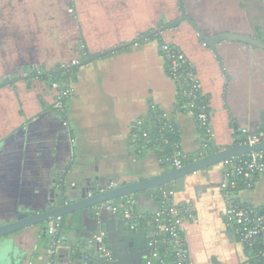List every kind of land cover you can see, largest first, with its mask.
Wrapping results in <instances>:
<instances>
[{"label": "crops", "instance_id": "obj_1", "mask_svg": "<svg viewBox=\"0 0 264 264\" xmlns=\"http://www.w3.org/2000/svg\"><path fill=\"white\" fill-rule=\"evenodd\" d=\"M184 4L206 37L229 31L264 42V0ZM180 14L178 0H0V81L12 80L0 88L1 220L13 218L18 209L35 213L46 208L63 190V177L75 194L89 178L116 184L168 171L156 148L139 150L131 138L132 122L147 117L152 105L174 121L183 152L197 154L192 161L204 154L203 133L182 107L159 49L161 40L181 48L196 72L209 102L212 151L242 144L244 128L254 133L264 127V48L222 40L216 43V54L187 21L77 66L67 85L73 91L68 119L53 108L56 90L50 82L30 76L69 66L82 50L91 55L135 41ZM222 174L220 163L172 183V202L194 211L195 218L184 221L191 264H251L225 224ZM137 196L140 213L152 216L158 211L152 191ZM236 197L264 204V176ZM91 217L88 225L107 233L116 255L113 264H144L149 252L145 228L134 229L121 215L106 211L99 217L92 212ZM43 227L37 224L1 237L11 239L15 249L6 258L0 256V264H26L34 247L43 250ZM68 237L78 239L73 232Z\"/></svg>", "mask_w": 264, "mask_h": 264}, {"label": "built area", "instance_id": "obj_2", "mask_svg": "<svg viewBox=\"0 0 264 264\" xmlns=\"http://www.w3.org/2000/svg\"><path fill=\"white\" fill-rule=\"evenodd\" d=\"M159 49L166 71L181 93L182 107L194 116L203 133L204 146L207 147L212 143L214 129L209 102L202 93L196 72L187 54L174 43L161 40ZM79 61L80 59H73L71 64H77ZM61 66L66 68L68 65L62 64ZM52 86L56 90L53 108L63 114L67 109V101L73 94L72 88L70 86L61 87L59 82L53 83ZM150 109L149 120L152 119V128L155 127L154 129L158 130L161 141L172 147L167 161L174 168L187 164L188 155L181 148L179 129L174 121L158 106L152 105ZM145 118L144 116L135 119L132 127L142 130L146 123ZM64 123L68 124L66 120ZM242 133L245 136L242 144L253 146L264 141V127L254 133L244 128ZM142 135L150 142V132L145 130ZM151 147L143 145L139 147V150ZM221 164L223 167L221 189L227 201L224 211L226 227L231 235L243 245L251 264H264V204L253 205L236 197L240 190L254 188L258 179L264 176V149L227 158ZM59 185L66 186V178L63 177ZM155 189L157 192L152 193L159 200V209L152 216H145L138 211L137 194L99 203L92 208V211L96 217L104 211L121 215L132 228L138 230L145 228L148 231L149 252L144 264H191L184 221L195 218L193 208L190 205L179 206L170 202L175 195L174 185ZM62 220L63 217L60 216L47 222V246L41 251H38V247H34V252L30 254L26 264H38L39 262L59 264L58 255L62 251L71 249V254L76 253L71 244L64 240L61 230ZM80 251L81 257L77 260V264H98V261L113 264L116 260L107 233L101 228L89 235Z\"/></svg>", "mask_w": 264, "mask_h": 264}, {"label": "water", "instance_id": "obj_3", "mask_svg": "<svg viewBox=\"0 0 264 264\" xmlns=\"http://www.w3.org/2000/svg\"><path fill=\"white\" fill-rule=\"evenodd\" d=\"M178 1L181 14L176 19L165 23L161 27L154 29L153 31L143 35L135 41L126 44L116 45L104 51L91 54L84 60H80L77 64H71L66 68H73L75 66H83L89 64L91 62H94L95 60L100 59L103 56L114 53L115 51L123 48L126 45L137 44L141 40L149 39L152 36L160 35L161 33L169 29L177 27L185 21L189 22L200 33L204 41L212 47L216 54V43L222 40L243 41L264 48V42L257 38L229 31L219 33L213 37H206L205 34L199 28V26L196 24V22L188 15L184 0ZM63 70H65V68ZM30 76L32 77L36 75ZM11 82L12 80L0 81V88L8 85ZM219 148H222V146H219ZM262 149H264V141L257 143L253 146L248 144L230 145L229 147H226L224 149L204 152L201 157L183 165L180 168L170 167L168 171L138 181H122L121 183L115 184L113 179H110L107 183H103L99 177L89 178L87 179V183L85 185L81 186L80 188L77 187V193L71 194L68 189H65L62 192V197H60V194L57 193L55 197L50 199L46 208L40 211L30 213V211L18 209L17 213L13 218H6L4 220L0 219V238L8 236L12 233H16L24 228L33 225H44L45 223L56 217L62 216L68 217V219H70L71 216L77 211H82L85 216L89 217L90 213L92 212V208L99 203L117 200L121 197L130 194H139L144 191L166 186L168 184L176 182L177 180L189 174H192L209 166L220 164L227 158L247 154L252 151H258ZM61 198L62 202L59 203Z\"/></svg>", "mask_w": 264, "mask_h": 264}, {"label": "trees", "instance_id": "obj_4", "mask_svg": "<svg viewBox=\"0 0 264 264\" xmlns=\"http://www.w3.org/2000/svg\"><path fill=\"white\" fill-rule=\"evenodd\" d=\"M156 36H159V35H156ZM152 37H154V36H152ZM89 55H90V53H88L87 50H85V51L82 50V54H80V56H79L80 58H77V59L82 60L85 57H88ZM76 68H77V66H75L73 68H65V70H63L64 68H62L61 65H58L55 67L54 71L50 72V74H40L38 76L44 78L45 80H48L50 82L51 86L53 83H56V82H59L61 87L67 86L70 79L72 78L74 72H76ZM178 97L180 99H182L180 92H178ZM68 101H69V99H68ZM67 106H68V104H67ZM67 112H68V109H66L63 112V116L66 117V119H68V113ZM149 118H150V114L145 118L146 123L143 125L142 130H138L135 127H132V132H131L132 142L135 145V147L138 149L140 146L143 147V145H147V147L152 146L151 148H156L155 150L157 152V157L159 158L160 162L165 167H172L171 163L169 161H167V158L171 155L172 147H170L169 144H165L163 141H161V139H159L160 133L158 132L157 129H154L155 128L154 126H153L154 128H152V119L149 120ZM145 130L151 133L150 142L147 141L146 139H144V137L142 135V132ZM151 142H153L155 144H153ZM204 151L205 152L211 151V144L207 145V147L205 146ZM194 156H197V154ZM194 156L189 157V155H188V159L186 161L187 162L192 161ZM172 185L173 184H168L169 187H171ZM64 187H62L63 190H61V193H59L60 197H62V192L65 189H67V186H64ZM156 190L157 189H151L149 191H152V192L154 191V193H156L157 192ZM171 201L172 200L170 199V202ZM61 202H62V198L60 199L59 203H61ZM91 213H90L89 217H87L83 214L82 211H77L71 216L70 219H68V217H63L61 230H62L64 240H65V242L71 244L72 249H75L76 253L71 254V249L62 251L58 255L59 264H77V260L81 257V251L80 250H81L82 246L84 245V243H86V240L89 237V235L91 234V231L95 230V227H90L88 225L89 224L88 222H91V219H92ZM47 224L48 223H45L43 225L44 230H42V239H44V241H46V246H47V242H48V233L46 231ZM69 232H73L74 235L78 239L76 241H70L68 239L69 238L68 237ZM84 232H86V234H84ZM98 262H99L98 264H105V263H102L100 261H98Z\"/></svg>", "mask_w": 264, "mask_h": 264}, {"label": "rangeland", "instance_id": "obj_5", "mask_svg": "<svg viewBox=\"0 0 264 264\" xmlns=\"http://www.w3.org/2000/svg\"><path fill=\"white\" fill-rule=\"evenodd\" d=\"M19 233H12L13 235ZM12 240L9 238H3V240H0V256L5 257L6 258V253H9V251H13V249H15V245L12 244L11 242Z\"/></svg>", "mask_w": 264, "mask_h": 264}, {"label": "flooded vegetation", "instance_id": "obj_6", "mask_svg": "<svg viewBox=\"0 0 264 264\" xmlns=\"http://www.w3.org/2000/svg\"><path fill=\"white\" fill-rule=\"evenodd\" d=\"M44 73H47V72H42V73H40V72H37V71L35 72V71H34V72H31L30 75H36V76L38 77V75H40V74H44Z\"/></svg>", "mask_w": 264, "mask_h": 264}]
</instances>
